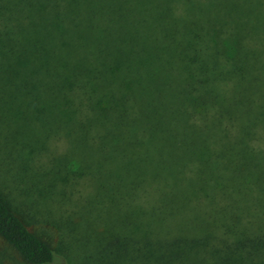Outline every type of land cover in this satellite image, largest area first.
<instances>
[{
	"label": "trees",
	"instance_id": "16d2710c",
	"mask_svg": "<svg viewBox=\"0 0 264 264\" xmlns=\"http://www.w3.org/2000/svg\"><path fill=\"white\" fill-rule=\"evenodd\" d=\"M54 134L65 261L0 188V264H264V0H0L1 154Z\"/></svg>",
	"mask_w": 264,
	"mask_h": 264
},
{
	"label": "rangeland",
	"instance_id": "374dc122",
	"mask_svg": "<svg viewBox=\"0 0 264 264\" xmlns=\"http://www.w3.org/2000/svg\"><path fill=\"white\" fill-rule=\"evenodd\" d=\"M33 143V149L36 150L37 143ZM43 143V148L41 146L34 157L29 159L20 158L14 151L1 154L0 150V188L2 194L14 202L24 220L31 224L38 235L49 242L51 246H55L57 258L65 261L63 255L66 253V249L62 243V238L67 239L65 236L67 232L64 230L65 221L60 218L61 215L55 208L56 203L53 199L55 196L49 200V205L47 202L45 203V198L50 196L48 187L43 184L42 188L40 179L37 178L35 181L32 173L39 171L40 167L50 168L53 156L65 149L66 141L63 135L54 134L50 135ZM71 189L73 198H77L80 193H83L82 185L76 181L71 184ZM67 192L70 190L67 189ZM51 209L53 212L49 213ZM9 254L13 256L12 252Z\"/></svg>",
	"mask_w": 264,
	"mask_h": 264
}]
</instances>
